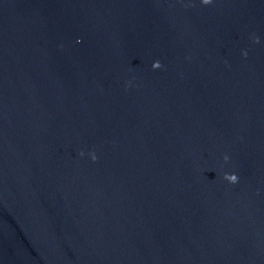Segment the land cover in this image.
<instances>
[{
  "label": "water",
  "instance_id": "95a60500",
  "mask_svg": "<svg viewBox=\"0 0 264 264\" xmlns=\"http://www.w3.org/2000/svg\"><path fill=\"white\" fill-rule=\"evenodd\" d=\"M0 264H264V0H0Z\"/></svg>",
  "mask_w": 264,
  "mask_h": 264
},
{
  "label": "clouds",
  "instance_id": "9594fccd",
  "mask_svg": "<svg viewBox=\"0 0 264 264\" xmlns=\"http://www.w3.org/2000/svg\"><path fill=\"white\" fill-rule=\"evenodd\" d=\"M212 3H213V0H201V4L203 6H208V5H211ZM252 41H253V43H259L260 42L259 41V37H256V36H253ZM242 56H244V58H247V52L246 51L243 52ZM152 68H153V70H160L162 68V65H161V63L159 61H156V62L153 63ZM79 155L81 157H83L84 153L80 152ZM89 155H90V158H91L92 162L95 163L96 160H97V156L95 155V153L94 152L93 153H89ZM223 159H224L225 163L229 162V157L227 155H225L223 157ZM223 179L225 181H227L231 185H235V184L238 183V177H237L236 174H225Z\"/></svg>",
  "mask_w": 264,
  "mask_h": 264
}]
</instances>
